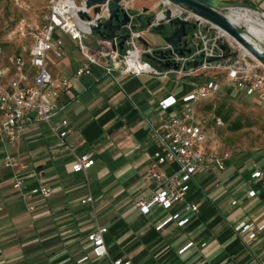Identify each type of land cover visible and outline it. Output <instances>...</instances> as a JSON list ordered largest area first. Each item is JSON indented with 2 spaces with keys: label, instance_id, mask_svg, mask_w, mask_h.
Masks as SVG:
<instances>
[{
  "label": "crops",
  "instance_id": "0c3cea01",
  "mask_svg": "<svg viewBox=\"0 0 264 264\" xmlns=\"http://www.w3.org/2000/svg\"><path fill=\"white\" fill-rule=\"evenodd\" d=\"M159 2L132 0L129 6L153 14ZM260 5L264 10V0ZM142 36L153 48L162 44L157 34L143 31ZM53 38L62 40L64 55L48 53L47 67L54 78L70 79L56 99V107L64 109L55 121L65 119L67 125L53 131L47 123H33L14 144L0 138V264H108L118 257L130 264H264V187L251 177L254 162L264 171V148L230 153L223 170L198 169L185 199L169 209L142 214L133 205L149 192L150 128L179 115L187 106L183 98L197 86L213 79L226 82V73L108 72L101 52L111 45L92 32L84 42L97 63L89 64L88 74L74 76L86 64L77 41L57 29ZM222 94L258 99L232 94L228 86ZM165 101L173 102L162 108ZM208 141L205 145L216 150ZM84 152L92 153L94 165L86 173L74 172L73 154ZM5 155L16 165L4 166ZM17 177L21 189L13 185ZM41 183L51 189L48 197H24L23 191ZM88 196L92 201L83 203ZM174 214L186 223L171 220L160 227ZM96 224L107 229L104 259L94 257L87 241ZM240 224L250 227L237 229Z\"/></svg>",
  "mask_w": 264,
  "mask_h": 264
},
{
  "label": "built area",
  "instance_id": "2783aa9c",
  "mask_svg": "<svg viewBox=\"0 0 264 264\" xmlns=\"http://www.w3.org/2000/svg\"><path fill=\"white\" fill-rule=\"evenodd\" d=\"M76 1L80 0H54L43 29L36 36L31 47L29 59L25 60L22 56H17L12 59V69L0 67V138L14 144L33 123H47L53 131L67 125L65 119L55 121L64 109L57 108L55 102L60 90L68 88L70 79L63 75L54 78L47 67L48 53L51 52L55 58L64 55L63 42L61 39L53 38L54 31L60 30L68 34L72 40L77 41L86 59V64L78 69L74 76L88 74L89 64L97 63L95 56L90 53L84 42L91 32L87 23L79 19L77 10L80 5ZM159 1V9L171 8L174 14L195 25L190 29L186 45L180 46L183 54L174 53L166 59L158 58L153 62L149 61L142 54L150 52V49L139 47L136 37L141 32H135L132 33L127 48L121 55L112 49L101 52V57L107 63V71L117 68L131 74L171 72L178 76H188L200 71H218L226 73L227 81L213 79L197 86L183 98L187 106L179 115L167 116L159 127L150 128V139L154 150L145 177L149 192L133 201L134 207L142 214L150 213L154 207L169 209L173 204L184 200L188 185L198 169L209 170L214 167L223 170L226 167L229 154L211 150L205 145L207 134L196 120L197 103L215 98L224 92L226 86L232 94L243 92L246 96H254L264 103V67L253 56L209 20L178 7L168 0ZM69 3H73L75 8H72ZM230 10L222 7L217 11L227 15ZM162 18L161 14L153 19L149 28L160 22ZM219 44L226 46L224 52L219 49ZM211 56L219 57V59L207 62L206 59ZM165 63H170L171 67L161 68ZM174 65L177 68H173ZM171 102L173 101L163 102L162 108H166ZM217 123H220L219 119ZM73 159L74 172L86 173L94 165L91 152L74 153ZM1 163L6 167H13L16 165V160L12 156L5 155ZM252 168L251 177L260 179L264 187L262 167L254 162ZM37 174L41 175L40 172ZM13 185L21 189L23 181L17 177ZM51 192L48 186L41 183L37 189L23 191V195L29 198L32 194L38 193L42 197H48ZM253 195H255L254 192H250V196ZM90 201H92L90 196L82 200L83 203ZM32 208L31 206L30 209ZM189 209L196 211L197 206L191 205ZM171 220H177L179 226L187 221L180 218L178 214H174L164 220L160 227ZM249 227V225L240 224L237 229L246 230ZM106 231L105 226L96 224L87 234L89 247L97 259L108 256L104 239ZM253 236L251 234V237ZM108 264H130V261L118 257L110 259Z\"/></svg>",
  "mask_w": 264,
  "mask_h": 264
},
{
  "label": "water",
  "instance_id": "95a60500",
  "mask_svg": "<svg viewBox=\"0 0 264 264\" xmlns=\"http://www.w3.org/2000/svg\"><path fill=\"white\" fill-rule=\"evenodd\" d=\"M132 0H80V8L77 10L79 19L86 22L90 32H95L102 40L111 45V49L121 55L127 48L128 41L132 33L141 32L136 40L150 49V52H144L142 55L149 61L155 59H166L174 53L182 55L181 45H186L190 29L194 24H190L179 15L174 14L171 8L165 10L159 9L151 15L146 28L140 30L136 23V16L139 12L134 11L130 6ZM178 7L191 11L210 22L217 25L237 43H239L251 56H253L264 67V42L258 41L256 46L245 38L250 36L246 28L233 24L227 15L217 11L224 7L226 9L245 8L253 10L262 15L264 10L252 3L240 0H168ZM147 11L143 9V13ZM163 15V18L156 25L149 28L151 21L157 16ZM149 28V29H148ZM143 31L157 34L162 41L160 46L151 47L150 43L142 36ZM223 52L226 50L224 44L218 45ZM219 57L211 56L206 59L207 62L218 60ZM170 63H165L161 68H170ZM173 68H177L176 65Z\"/></svg>",
  "mask_w": 264,
  "mask_h": 264
},
{
  "label": "rangeland",
  "instance_id": "374dc122",
  "mask_svg": "<svg viewBox=\"0 0 264 264\" xmlns=\"http://www.w3.org/2000/svg\"><path fill=\"white\" fill-rule=\"evenodd\" d=\"M53 1L0 0V67H12V59L17 56L27 60L36 36L43 29ZM261 1L250 0L258 7L261 6ZM238 25L242 28L245 26L243 22H239ZM220 104L224 106L223 112L229 114L228 121L222 122V125L217 123L215 113ZM196 107H198L196 118L207 134L209 140L207 144L216 148L218 152L230 155L264 148L262 101L242 97L229 98L221 93L213 99L197 103ZM234 121H239L242 125L236 131L229 129V124Z\"/></svg>",
  "mask_w": 264,
  "mask_h": 264
},
{
  "label": "bare ground",
  "instance_id": "6f19581e",
  "mask_svg": "<svg viewBox=\"0 0 264 264\" xmlns=\"http://www.w3.org/2000/svg\"><path fill=\"white\" fill-rule=\"evenodd\" d=\"M72 8H75L73 3H69ZM229 20L233 24L244 23V27L250 33V36L245 35V38L258 46L257 42H264V14L260 15L253 10L245 8H233L227 13Z\"/></svg>",
  "mask_w": 264,
  "mask_h": 264
},
{
  "label": "trees",
  "instance_id": "16d2710c",
  "mask_svg": "<svg viewBox=\"0 0 264 264\" xmlns=\"http://www.w3.org/2000/svg\"><path fill=\"white\" fill-rule=\"evenodd\" d=\"M244 2H248L251 3L249 0H243ZM152 14H146V13H138L136 16V23L138 24L140 30L146 28V26L148 25L150 18H151ZM223 106L220 105L215 109V113L216 116L219 117L223 122H227L228 121V113L227 112H223ZM241 123L239 121H234L232 123L229 124V129L232 131H236L238 129L241 128Z\"/></svg>",
  "mask_w": 264,
  "mask_h": 264
}]
</instances>
